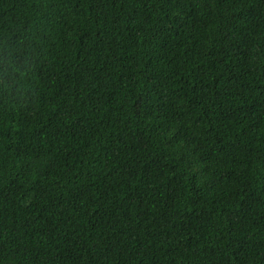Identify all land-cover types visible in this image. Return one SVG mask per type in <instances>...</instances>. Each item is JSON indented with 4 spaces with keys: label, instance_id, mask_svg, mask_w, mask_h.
I'll list each match as a JSON object with an SVG mask.
<instances>
[{
    "label": "trees",
    "instance_id": "trees-1",
    "mask_svg": "<svg viewBox=\"0 0 264 264\" xmlns=\"http://www.w3.org/2000/svg\"><path fill=\"white\" fill-rule=\"evenodd\" d=\"M0 264H264V0H0Z\"/></svg>",
    "mask_w": 264,
    "mask_h": 264
}]
</instances>
